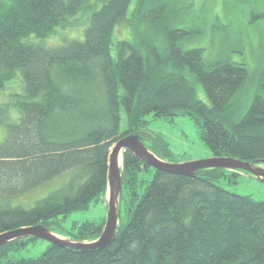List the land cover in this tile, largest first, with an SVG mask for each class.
I'll return each mask as SVG.
<instances>
[{
  "label": "trees",
  "instance_id": "16d2710c",
  "mask_svg": "<svg viewBox=\"0 0 264 264\" xmlns=\"http://www.w3.org/2000/svg\"><path fill=\"white\" fill-rule=\"evenodd\" d=\"M131 1L0 0V88L18 72L26 86L25 95L14 98L20 121L8 126L0 144V234L43 226L75 242L96 240L105 220L69 229L63 222L106 201L112 146L129 135L145 143L149 115L191 118L214 158L264 164V71L250 106L236 120L247 68L209 62L199 47L185 50L180 42L189 33L174 27L163 0H139L132 19H125ZM81 14L84 24L88 17L82 42L64 39L45 47L26 41L52 37L58 28L76 25ZM125 22L132 39L114 44V29ZM188 76L202 86L209 104L198 100ZM155 138L160 152L145 144L150 152L176 163L169 145ZM122 157L120 211L124 189L129 200L111 246L81 253L49 244L38 258L8 259L38 240L27 237L0 247V264H264V201L220 186L228 170L187 178L156 171L129 151ZM67 171L73 172L69 182L31 208L10 205V198ZM144 172L152 178L142 179Z\"/></svg>",
  "mask_w": 264,
  "mask_h": 264
},
{
  "label": "rangeland",
  "instance_id": "374dc122",
  "mask_svg": "<svg viewBox=\"0 0 264 264\" xmlns=\"http://www.w3.org/2000/svg\"><path fill=\"white\" fill-rule=\"evenodd\" d=\"M139 0H132L125 19L131 20ZM172 10L171 21L175 28L189 33L180 45L185 49L201 48L204 57L209 62L222 61L243 64L249 77L242 91L236 97V120H239L250 106L257 90V84L261 73L264 71V0H163ZM81 14L77 17L76 25L58 28L57 33L47 39L38 40L34 37L26 39L30 42H39L45 47L60 45L64 39L83 41L85 30L88 27L87 15L85 24L81 22ZM71 19V18H70ZM69 19V21H71ZM132 28L129 22L122 23L114 29L112 41L115 44L119 40H131ZM163 50V49H162ZM115 53V51H114ZM195 83L192 76H188ZM25 81L20 72L13 80L5 83L0 88V105L4 112L0 111V144L6 138L8 126L18 123L21 113L14 105L16 95H25ZM196 97L198 100L209 104L208 97L202 86L195 83ZM121 132L126 130V115L122 111ZM147 146L157 149V138L169 145L176 155V163L201 161L213 158L211 151L201 140L198 130L191 118L177 116L173 119H155L153 115L146 117ZM121 163L123 161L121 159ZM264 170V164L258 165ZM219 181V185L227 191L238 196L250 197L257 202L264 201V182L249 174L237 172L236 179L229 177ZM73 172L67 171L54 178L43 186L30 192L10 198V205L31 208L34 203L48 197L52 192L62 188L72 177ZM141 178L146 181L152 178V172H144ZM231 180V181H230ZM69 182V181H68ZM142 187L140 186V189ZM121 205V215L126 217V205L129 200L127 190L124 189V198ZM109 205L102 199L94 202L88 210L75 212L66 217L63 225L71 228L73 224L86 222L100 223L108 217ZM60 236V234H59ZM63 237V236H61ZM65 238V237H64ZM95 241V240H94ZM91 242V241H90ZM87 242V243H90ZM93 242V241H92ZM91 242V243H92ZM49 244L43 240L28 242L25 247L11 251L8 255L10 260L35 259L44 254Z\"/></svg>",
  "mask_w": 264,
  "mask_h": 264
},
{
  "label": "water",
  "instance_id": "95a60500",
  "mask_svg": "<svg viewBox=\"0 0 264 264\" xmlns=\"http://www.w3.org/2000/svg\"><path fill=\"white\" fill-rule=\"evenodd\" d=\"M129 151L133 153L141 162L152 169L167 174L192 178L197 173L211 169L229 170L233 172H243L264 182V170L258 165L244 163L231 158L213 157L208 160L191 161L186 163H169L159 159L152 151L146 147L140 135H129L118 140L111 149L109 156V172L107 187V202L109 205L108 217L101 235L92 243H80L61 237L52 233L43 226L21 228L15 231L0 234V247H3L15 240L33 237L43 240L50 245L61 248H69L79 252H95L108 248L115 241L120 223V199L122 196V168H120L123 153Z\"/></svg>",
  "mask_w": 264,
  "mask_h": 264
},
{
  "label": "bare ground",
  "instance_id": "6f19581e",
  "mask_svg": "<svg viewBox=\"0 0 264 264\" xmlns=\"http://www.w3.org/2000/svg\"><path fill=\"white\" fill-rule=\"evenodd\" d=\"M120 166H121L120 168H123V164L122 163H120Z\"/></svg>",
  "mask_w": 264,
  "mask_h": 264
}]
</instances>
